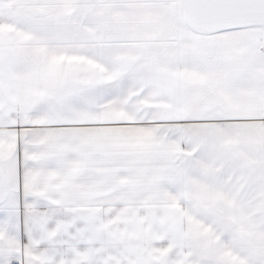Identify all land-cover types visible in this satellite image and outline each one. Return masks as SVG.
<instances>
[{
  "label": "snow or ice",
  "instance_id": "6c2138e0",
  "mask_svg": "<svg viewBox=\"0 0 264 264\" xmlns=\"http://www.w3.org/2000/svg\"><path fill=\"white\" fill-rule=\"evenodd\" d=\"M0 264H264V0H0Z\"/></svg>",
  "mask_w": 264,
  "mask_h": 264
}]
</instances>
